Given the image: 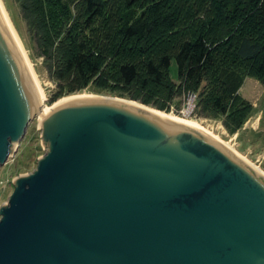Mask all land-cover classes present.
<instances>
[{
    "label": "water",
    "instance_id": "water-1",
    "mask_svg": "<svg viewBox=\"0 0 264 264\" xmlns=\"http://www.w3.org/2000/svg\"><path fill=\"white\" fill-rule=\"evenodd\" d=\"M41 104L0 14V165L35 116L46 147L0 205V264H264L252 164L115 97Z\"/></svg>",
    "mask_w": 264,
    "mask_h": 264
},
{
    "label": "trees",
    "instance_id": "trees-1",
    "mask_svg": "<svg viewBox=\"0 0 264 264\" xmlns=\"http://www.w3.org/2000/svg\"><path fill=\"white\" fill-rule=\"evenodd\" d=\"M13 2L18 33L53 83L49 103L91 88L176 113L191 93L195 113L230 133L252 115L239 89L246 76L264 83V0Z\"/></svg>",
    "mask_w": 264,
    "mask_h": 264
},
{
    "label": "rangeland",
    "instance_id": "rangeland-1",
    "mask_svg": "<svg viewBox=\"0 0 264 264\" xmlns=\"http://www.w3.org/2000/svg\"><path fill=\"white\" fill-rule=\"evenodd\" d=\"M1 1L28 57L30 58L29 60L33 64L40 85L44 90V108L50 109L59 99L72 95H104L115 97L116 99L121 98L100 90L96 91L87 88L81 92L65 95L55 102L49 103V96L53 89V83L46 78L45 74L40 69L39 61L30 57L29 51L18 33L14 23L17 20V6L13 0ZM170 75L172 79L176 80L177 66L174 60H172L170 65ZM239 93L248 101L255 102L256 105L252 110L253 116L235 133L228 132L219 118H203L199 116L198 121H195L196 118L194 117L188 118V121L179 118L180 115L174 112L169 113L182 122L194 124L200 128L202 127L203 130L212 134L213 137H217L221 141L228 143L239 155L242 156V158H245L250 163L258 166V168L264 173V83L257 81L254 77L246 76L239 89ZM175 102L178 104L182 103V98L176 99ZM167 113L168 112L165 114ZM259 114L260 116L257 119ZM38 120L39 117L35 116V118L28 123L24 136L17 145L16 150L7 159L5 164L0 165V205L6 202L8 196L13 190L12 180L18 175L31 172L36 166L37 158L46 152V147L41 143Z\"/></svg>",
    "mask_w": 264,
    "mask_h": 264
},
{
    "label": "bare ground",
    "instance_id": "bare-ground-1",
    "mask_svg": "<svg viewBox=\"0 0 264 264\" xmlns=\"http://www.w3.org/2000/svg\"><path fill=\"white\" fill-rule=\"evenodd\" d=\"M0 14H1V16H2V18H3V20H4V22H5V24H6L7 28H8V30H9V32H10V34H11L13 40L15 41V43H16V45H17L19 51H20V54H21V56H22V58H23V60H24V62H25V65H26V67H27V70H28V72H29V75H30V77H31V79H32V81H33L35 87H36V90H37V92H38V95H39V97H40V100H41V102L43 103V101H44V99H45V93H44V90H43L42 86L40 85V82H39V80H38V78H37V75H36V72H35V70H34L33 64H32L31 61L29 60L30 58L28 57L27 52H26V50L24 49V46H23L21 40L19 39L18 34L16 33V30L14 29V27H13V25H12V23H11V20H10V18H9V16H8V14H7V12H6L5 8H4V5H3V3H2L1 0H0ZM87 96H91V95H82V94H81V95H72V96L63 97V98L59 99V100H58V101H57V102H56V103H55L50 109H49V108H44V104H41V105H42V110H41V112H42L44 109H45L46 111L50 112V110H51L52 108L58 106V105H59L60 103H62V102H66V101H68V100H71V99H74V98H77V97H87ZM115 99H116V98H115ZM116 100H118V101H122V102H126V103L130 104L131 106H135V107H138V108H146L147 110H150L151 112H153V113H155V114H158V115H160V116H163V117H165V118H167V119H169V120H173V121H176V122H180V123L187 124V125H189V126L195 128V129L199 130L200 132H202L203 134H205L208 138H210L211 140L215 141V142L218 143L219 145L224 146L226 149H228V151H230L231 153H233L237 158H239V159L241 158L243 161H245V163L252 164V163H250L247 159L242 158V156L239 155V154L236 152V150L233 149V147H231L228 143L221 141V140L218 139L217 137H213L212 134H210L209 132H206L205 130H203L202 127L200 128L199 126H196V125H194V124H190V123L182 122L181 120H179L178 118L174 117V116H173L172 114H170V113H169V114H168V113L165 114L166 112L163 113V111L161 112V111H157V110H155V109H153V108L143 106V105H141V104H140L139 102H137V101H131V100H128V99H125V98H124V99H123V98H118V99H116ZM177 116H178V115H177ZM38 117H39V116H38ZM179 118H182L183 120H188V121H189L188 118H183V117H181V116H179ZM194 120H195V119H194ZM195 121H198V120H195ZM252 166H253L254 168H256L259 172H261V173L264 175V173L258 168V166L254 165V164H252Z\"/></svg>",
    "mask_w": 264,
    "mask_h": 264
},
{
    "label": "built area",
    "instance_id": "built-area-1",
    "mask_svg": "<svg viewBox=\"0 0 264 264\" xmlns=\"http://www.w3.org/2000/svg\"><path fill=\"white\" fill-rule=\"evenodd\" d=\"M170 112H174L173 109ZM176 114L180 115L183 118H191L194 117L198 120L199 116L195 113V96L194 94H188L183 99V103L181 108L176 112Z\"/></svg>",
    "mask_w": 264,
    "mask_h": 264
},
{
    "label": "crops",
    "instance_id": "crops-1",
    "mask_svg": "<svg viewBox=\"0 0 264 264\" xmlns=\"http://www.w3.org/2000/svg\"><path fill=\"white\" fill-rule=\"evenodd\" d=\"M252 104H253V108H254L255 105H256V103H255V102H252ZM252 116H253V115H251V117H252ZM259 116H260V114L258 115L257 119L259 118ZM251 117H250V118H251ZM250 118H249V119H250ZM249 119H248V120H249ZM248 120H247V121H248ZM247 121H246V122H247Z\"/></svg>",
    "mask_w": 264,
    "mask_h": 264
}]
</instances>
